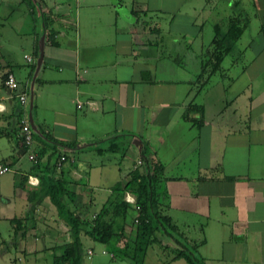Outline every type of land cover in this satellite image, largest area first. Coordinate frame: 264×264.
Wrapping results in <instances>:
<instances>
[{"label":"crops","instance_id":"0c3cea01","mask_svg":"<svg viewBox=\"0 0 264 264\" xmlns=\"http://www.w3.org/2000/svg\"><path fill=\"white\" fill-rule=\"evenodd\" d=\"M3 6L0 163L11 171L0 175V264H37L45 252L52 264L59 246L70 241L50 201L33 194L55 158H65L60 170L70 207L86 220L114 200V189L134 170H143L144 144L150 162L162 166L156 200L177 226L179 241L198 245L204 264H264V0H223L217 9L209 7L201 24L196 8L187 15L179 3L150 8L145 0H0ZM48 10L56 17L45 26ZM235 16L245 26L242 35L221 71L199 86L214 24ZM166 18L186 19L196 30L187 37L167 32L160 23ZM202 24L211 26L206 42ZM7 73L29 99L32 93L38 131L32 129V151H45L37 170L21 146L22 109L3 84ZM190 103L203 106V114L188 116L199 126L183 117ZM109 138L120 150L100 155ZM124 199L130 209L125 220L113 218V227L126 240L135 231V195L125 192ZM14 219H22L23 236L14 232ZM160 239L148 247L144 264H188L170 260L171 249L181 247L168 236ZM81 242L84 264H123L87 235Z\"/></svg>","mask_w":264,"mask_h":264},{"label":"trees","instance_id":"16d2710c","mask_svg":"<svg viewBox=\"0 0 264 264\" xmlns=\"http://www.w3.org/2000/svg\"><path fill=\"white\" fill-rule=\"evenodd\" d=\"M119 3L121 0H110ZM56 16L51 10L44 15V25L51 24ZM244 25L240 18L235 16L228 19L227 22L214 24V37L211 41V51L208 58L203 61L200 75L197 77L198 85H205L210 77L221 71V62L229 54L231 45L236 42L244 31ZM225 28V29H224ZM260 32L264 37V22L260 25ZM8 74V73H7ZM6 74L3 76V82ZM200 80V81H199ZM193 112L203 114V106L198 104H189L184 114L185 119ZM22 113V110H21ZM193 124L199 126V121L190 119ZM127 138L128 135H124ZM109 146L105 149H98L101 155L104 153H115L120 150L118 144L113 138L107 139ZM58 144V143H57ZM45 152V151H44ZM39 152L33 161L32 169L37 170L39 162L44 154ZM53 160V165L48 175L39 176V188L33 194L39 199L47 198L54 207L57 216L68 228L70 241L59 246L60 253L53 256L52 264H84L86 253L84 251L81 234L90 237L94 243L105 246L117 260H125L129 264H144V257L148 247L160 245L161 236L172 238L180 249H171V259H184L188 264H204L196 255L198 245L188 246L187 243L179 241L177 236V226L173 224L170 217L164 214L156 200V184L159 176L162 174V166L151 163L147 146L144 144L141 148V158L144 160L143 170H134L131 173L130 180L123 186L114 189L116 197L110 203L102 207L93 217L83 220L70 207L72 196L67 190V182L63 177V172L57 167L60 158ZM63 162V161H62ZM61 162V163H62ZM41 171L40 169L37 171ZM125 192H131L135 195L133 208L136 211V217L133 219L135 224L134 236L132 239H124L123 233H117L113 227V218L121 214L125 220L130 204L124 199ZM22 219H14V232L23 236L26 228L22 226ZM123 226H121V229ZM131 241V244L129 241ZM123 242L122 245L117 243ZM117 244V245H116ZM167 246H163L166 249ZM170 254V253H169Z\"/></svg>","mask_w":264,"mask_h":264},{"label":"rangeland","instance_id":"374dc122","mask_svg":"<svg viewBox=\"0 0 264 264\" xmlns=\"http://www.w3.org/2000/svg\"><path fill=\"white\" fill-rule=\"evenodd\" d=\"M135 0H125V2L127 4H131L132 2H134ZM146 3L148 4V6L151 8V7H155V6H162V5H168L169 7H172L174 5H177L178 3L181 5V7L183 8L182 10H186L188 13L187 15H192V12H190V9L192 8H196L197 9V12L193 15H196L198 16V21L197 23L198 24H201L203 23V19L205 16L209 17L210 14H209V7L210 6H216V9L222 5L223 3V0H145ZM5 11V7H1L0 8V12H4ZM183 13L185 11H182ZM217 12H220V9H218ZM123 12H121V14H123ZM153 15V14H152ZM160 23H162V26H166L165 29L168 31H171V32H174L175 35H178V34H181V36H183L185 33H193L196 28H193L191 27V25H189V21L186 20V19H179V20H175L173 21L172 23H170V20L169 18H166L164 20H162ZM256 23V22H255ZM203 28H202V33H201V41L202 42H206L208 39H209V33L211 31V26L208 25V24H202ZM187 37V35H184ZM199 40V38H198ZM200 41V40H199ZM176 61H179L182 59V57H176L175 58ZM228 59V57L226 58ZM175 62V61H174ZM182 62H186L185 60H182ZM193 64V62H192ZM192 68V66H190ZM110 157V154H108V156H105V159ZM95 157H93L92 159H94ZM96 247L97 248H101V245L100 244H96ZM109 254L108 253L106 255L107 259L109 260ZM88 260L85 261V263H88L87 262ZM110 262V260L108 261ZM36 263L37 264H51V259H50V255L48 252H45V253H40V256L37 257L36 259ZM123 264H129V262L123 260L122 262Z\"/></svg>","mask_w":264,"mask_h":264},{"label":"built area","instance_id":"2783aa9c","mask_svg":"<svg viewBox=\"0 0 264 264\" xmlns=\"http://www.w3.org/2000/svg\"><path fill=\"white\" fill-rule=\"evenodd\" d=\"M28 61H30V57H26ZM4 86L8 88L10 91H14L15 98L17 103L22 109V113L19 118V137L21 139V146L25 149V153L30 161H34L36 154L32 151L33 145V131L29 123V96L28 93L20 90V85L17 79L13 76V74L8 73L3 82ZM79 108L80 105H77ZM65 158L62 156L60 158V162H58L57 167L60 168L61 162L64 161ZM11 169L9 166L0 163V175L10 172ZM91 254V252H88Z\"/></svg>","mask_w":264,"mask_h":264},{"label":"water","instance_id":"95a60500","mask_svg":"<svg viewBox=\"0 0 264 264\" xmlns=\"http://www.w3.org/2000/svg\"><path fill=\"white\" fill-rule=\"evenodd\" d=\"M43 49H44V35L41 36L40 38V46H39V50H40V53H39V57L37 59V68H36V72L39 70L40 68V65H41V62H42V58H43ZM31 109H32V93L30 95V99H29V123L31 125V128L33 129L34 132H38L37 131V128L35 127L34 123H33V120H32V113H31ZM140 143L139 140H136L134 141V144H138Z\"/></svg>","mask_w":264,"mask_h":264}]
</instances>
